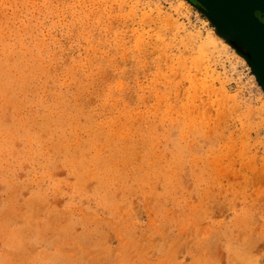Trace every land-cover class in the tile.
I'll list each match as a JSON object with an SVG mask.
<instances>
[{"label": "rangeland", "instance_id": "obj_1", "mask_svg": "<svg viewBox=\"0 0 264 264\" xmlns=\"http://www.w3.org/2000/svg\"><path fill=\"white\" fill-rule=\"evenodd\" d=\"M195 2L0 0V264H264V86Z\"/></svg>", "mask_w": 264, "mask_h": 264}, {"label": "bare ground", "instance_id": "obj_2", "mask_svg": "<svg viewBox=\"0 0 264 264\" xmlns=\"http://www.w3.org/2000/svg\"><path fill=\"white\" fill-rule=\"evenodd\" d=\"M195 1L200 4L198 5L208 19L217 26L216 28L222 31H228V29L233 31L234 27L238 30L243 35V37L238 36V40L247 57L264 68V17H260V26L250 18L252 11L256 10L255 0Z\"/></svg>", "mask_w": 264, "mask_h": 264}, {"label": "water", "instance_id": "obj_3", "mask_svg": "<svg viewBox=\"0 0 264 264\" xmlns=\"http://www.w3.org/2000/svg\"><path fill=\"white\" fill-rule=\"evenodd\" d=\"M255 1L257 4L256 10L252 11L250 18L255 24L260 26L261 25L260 17H264V0H255ZM198 7L202 10V8L199 5ZM217 31L225 35L227 38H231L235 43H237L242 47L241 43H239L238 36L243 37V35L234 27H233V31L230 29H228V31L227 30L222 31L219 30L218 28ZM242 52L244 56L250 61L258 80L261 82L262 86H264V68H262V66L258 62H254L252 59L248 58L247 55L245 54V51Z\"/></svg>", "mask_w": 264, "mask_h": 264}]
</instances>
